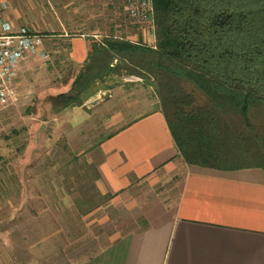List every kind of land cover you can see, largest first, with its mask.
Segmentation results:
<instances>
[{"label":"rangeland","instance_id":"1","mask_svg":"<svg viewBox=\"0 0 264 264\" xmlns=\"http://www.w3.org/2000/svg\"><path fill=\"white\" fill-rule=\"evenodd\" d=\"M154 28L133 21L126 0H0V34L44 35L48 54L23 63L13 97L0 103V264L80 262L136 228L150 200L177 201L187 164L180 154L175 169L120 196L99 183L97 147L112 131L111 89L151 77L109 78L83 95L82 106L54 104L82 68L71 64L72 38L85 35L90 47L111 37L154 45Z\"/></svg>","mask_w":264,"mask_h":264},{"label":"trees","instance_id":"2","mask_svg":"<svg viewBox=\"0 0 264 264\" xmlns=\"http://www.w3.org/2000/svg\"><path fill=\"white\" fill-rule=\"evenodd\" d=\"M153 6L156 43L93 41L73 89L55 106L84 105L83 95L109 78L151 77L188 165L264 169V0H153Z\"/></svg>","mask_w":264,"mask_h":264},{"label":"crops","instance_id":"3","mask_svg":"<svg viewBox=\"0 0 264 264\" xmlns=\"http://www.w3.org/2000/svg\"><path fill=\"white\" fill-rule=\"evenodd\" d=\"M89 52L85 35L71 39L73 67ZM111 90L112 131L97 147V168L101 188L120 196L175 169L179 151L153 83ZM137 215L136 228L96 254L53 264H264V169L186 164L177 201L154 198Z\"/></svg>","mask_w":264,"mask_h":264},{"label":"built area","instance_id":"4","mask_svg":"<svg viewBox=\"0 0 264 264\" xmlns=\"http://www.w3.org/2000/svg\"><path fill=\"white\" fill-rule=\"evenodd\" d=\"M127 14L139 24L154 23L153 0H126ZM155 31V28H154ZM44 35L23 31L19 34H0V103L14 95L13 84L24 62L35 56L48 58L44 50Z\"/></svg>","mask_w":264,"mask_h":264}]
</instances>
